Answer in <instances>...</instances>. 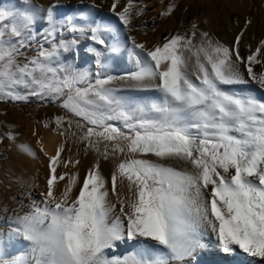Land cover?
<instances>
[{
    "label": "snow or ice",
    "instance_id": "obj_1",
    "mask_svg": "<svg viewBox=\"0 0 264 264\" xmlns=\"http://www.w3.org/2000/svg\"><path fill=\"white\" fill-rule=\"evenodd\" d=\"M20 3L0 6V102L57 103L64 141L45 152L39 199L12 197L0 264H185L207 237L225 254L264 260V98L240 87L264 90V39L240 51L252 21L231 44L192 23L149 46L125 35L142 0H112L115 19L94 0L71 13ZM84 40L94 72L64 60ZM124 53L131 69L109 75ZM69 140L77 152L65 159ZM81 151L92 156L83 175ZM121 243L131 250L112 254Z\"/></svg>",
    "mask_w": 264,
    "mask_h": 264
},
{
    "label": "bare ground",
    "instance_id": "obj_2",
    "mask_svg": "<svg viewBox=\"0 0 264 264\" xmlns=\"http://www.w3.org/2000/svg\"><path fill=\"white\" fill-rule=\"evenodd\" d=\"M188 1L190 2L192 0ZM94 2L99 6L97 11L100 15L115 19L110 12L112 0H94ZM124 2L125 0H121V7ZM91 3H93V0H80L78 6L73 7L71 10L68 9V12L64 11L63 13H71L76 8ZM142 3L145 6L143 15L135 18L133 30L130 33L126 32L125 35H132L137 41L140 39L139 42H144L151 46V44L160 41V38L158 37L160 33L166 32L169 36L179 30L182 23V19L178 20L176 17V12L178 10L177 7L180 3L179 0H142ZM204 4L205 3H201V6ZM222 4H230L231 7L235 6L236 9L240 10L256 8L257 10L262 11L264 17V0H238L233 2L232 0H222ZM169 5H175L173 13L168 16H162L161 13L166 11ZM22 7L23 5L21 4L20 9ZM211 14L208 13L206 16L202 17L203 23L201 25L203 31L208 32L212 28ZM244 18V20H246L248 14L245 15ZM36 27L39 32H43L47 26L39 28L37 25ZM257 40H255L251 33L245 36L240 48L241 54L247 56L249 46L255 48ZM87 42L91 43V41L87 40L81 42L78 54L75 52L68 53L69 60L72 63H75L77 67L83 69H87V59H85V63L79 65L80 53H89L86 51L88 48ZM90 57H92L91 54ZM108 63L109 66L112 67L111 69L121 68L122 72L131 69V64L127 60L126 53L116 56ZM256 69L261 70L258 65L256 66ZM109 71L110 68L108 72ZM251 84V90H253L258 97L264 98V90H260L254 83ZM56 115L60 114H55L53 118H51V127L48 129L36 125L21 116H8L6 118V122L11 129L14 140L9 160L0 162V171L3 174V177L0 178V229L7 230V217L10 215V209L15 207V203L12 199L13 196L17 197V199L26 200L27 197L24 195V192L29 191L33 198L39 199V193L44 188L45 175L47 172V157L45 156V152L49 155L54 154L55 148L64 141V137L59 136L58 132L55 131V123H52ZM22 145L30 147L35 155L33 156L28 152L23 151L21 149ZM68 148L71 149V152L66 150L63 155L66 154L68 157L71 155L75 158L77 147L71 143V140H69ZM80 159L82 161L80 165V173L83 175L84 171L92 162V156L89 155L85 157L81 151ZM102 167L104 173L107 175L110 171L111 165L103 162ZM59 171L63 172L66 170L61 168ZM5 208L9 209V211H5ZM203 243L205 246L197 249L194 255L185 261V264H264V260L247 256L239 251L235 254L223 253L215 240L211 237L205 238ZM130 250V244L121 243L115 250L111 251L112 254L122 256ZM10 257L11 255H8L4 258L10 259Z\"/></svg>",
    "mask_w": 264,
    "mask_h": 264
},
{
    "label": "rangeland",
    "instance_id": "obj_3",
    "mask_svg": "<svg viewBox=\"0 0 264 264\" xmlns=\"http://www.w3.org/2000/svg\"><path fill=\"white\" fill-rule=\"evenodd\" d=\"M238 1V0H232ZM80 0H33V3L39 5L41 7L47 8L49 5H58V13H63L64 11L68 12L73 7L79 5ZM178 10L176 12V17L178 20L182 19V23L177 32H184L190 28L192 23H196L200 30L202 29L203 16H206L208 13L211 14V23L212 28L208 31L214 38L220 40L225 44H231L233 37L245 27V15L248 14V18L252 21L251 25L247 27L245 32V36L253 35L257 43L260 39L264 38V17L262 11L254 9H245L240 10L236 9L235 6L231 7L230 4H222V0H179ZM201 3H205L201 6ZM190 5V6H189ZM0 6L9 10H19L21 7L20 0H0ZM181 7V8H180ZM66 8V9H65ZM69 9V10H68ZM253 13V14H252ZM41 15L37 16V25L38 27L47 26L46 21L41 18ZM211 31V32H210ZM168 36V33H160L158 37L161 41L164 37ZM263 36V38H262ZM261 37V38H260ZM244 39V38H243ZM140 39H138L139 41ZM91 44L87 42V46ZM35 45L32 50H28L26 52L27 55L31 56L35 54ZM81 54V55H80ZM80 64L85 63V59H87V69H91L93 72L95 71L94 66V57H90V53H80ZM68 55V56H67ZM84 55V56H83ZM82 56V57H81ZM86 57V58H85ZM64 60L66 63H70L69 54H64ZM72 63V62H71ZM108 72L109 75L113 76H121L125 72H122L121 68L111 69ZM130 70V69H129ZM255 70L259 72V69ZM128 71V70H127ZM248 86V87H247ZM240 87H247L248 89H252V84ZM55 114L64 115V110L61 109L57 103L49 102L47 100H39L35 97L31 98L29 102H13V101H3L0 102V162L8 161L10 158V154L12 152L13 140L8 138V133H11V129L6 122V118L8 116H21L26 120L31 121L36 125H40L44 127V124L47 122L48 127H51V118ZM59 112V113H58ZM61 115V116H62ZM57 116V115H56ZM55 131L59 132L61 129H58L55 125ZM12 135V133H11ZM13 136V135H12ZM14 137V136H13ZM91 156V155H90ZM64 158L67 159L68 156L65 154ZM103 164V161L101 162ZM3 177L2 172L0 171V178ZM11 258V257H10Z\"/></svg>",
    "mask_w": 264,
    "mask_h": 264
}]
</instances>
